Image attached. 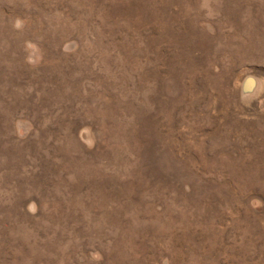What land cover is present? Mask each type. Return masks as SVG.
I'll list each match as a JSON object with an SVG mask.
<instances>
[{
	"label": "rangeland",
	"instance_id": "374dc122",
	"mask_svg": "<svg viewBox=\"0 0 264 264\" xmlns=\"http://www.w3.org/2000/svg\"><path fill=\"white\" fill-rule=\"evenodd\" d=\"M0 264H264V0H0Z\"/></svg>",
	"mask_w": 264,
	"mask_h": 264
}]
</instances>
